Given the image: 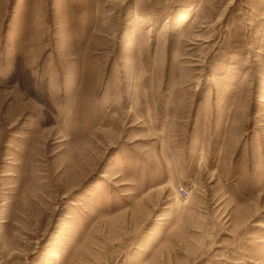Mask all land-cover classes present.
<instances>
[{
	"label": "rangeland",
	"instance_id": "374dc122",
	"mask_svg": "<svg viewBox=\"0 0 264 264\" xmlns=\"http://www.w3.org/2000/svg\"><path fill=\"white\" fill-rule=\"evenodd\" d=\"M0 264H264V0H0Z\"/></svg>",
	"mask_w": 264,
	"mask_h": 264
},
{
	"label": "built area",
	"instance_id": "2783aa9c",
	"mask_svg": "<svg viewBox=\"0 0 264 264\" xmlns=\"http://www.w3.org/2000/svg\"><path fill=\"white\" fill-rule=\"evenodd\" d=\"M177 192L181 195L184 199H189L191 196V188L188 186L181 185L178 187Z\"/></svg>",
	"mask_w": 264,
	"mask_h": 264
}]
</instances>
